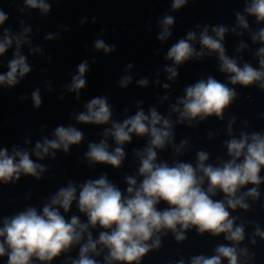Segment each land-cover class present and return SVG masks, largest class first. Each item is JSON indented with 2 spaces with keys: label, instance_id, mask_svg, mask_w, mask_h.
I'll return each mask as SVG.
<instances>
[{
  "label": "clouds",
  "instance_id": "9594fccd",
  "mask_svg": "<svg viewBox=\"0 0 264 264\" xmlns=\"http://www.w3.org/2000/svg\"><path fill=\"white\" fill-rule=\"evenodd\" d=\"M15 3V0H13ZM187 0H173L171 8L180 9ZM24 7L19 8L23 13L30 9H39L47 14L51 5L46 0H23ZM247 15L254 16L257 23L264 22V0H248L244 8ZM9 19L0 8V26ZM238 27L247 30L249 24L246 16L237 12ZM87 17L81 18L79 23L83 25ZM92 23L96 17H92ZM21 31L13 33L11 28H4L3 38L0 39V56L15 44L16 50L13 58L8 62L6 73H0V85L15 87L26 74L32 71L27 57L20 51L22 44L31 45L28 34L32 31L30 26H24V20H20ZM175 23L172 15H164L158 21L160 33L157 39L166 41L171 36V28ZM64 31H69L64 25H60ZM200 27V25H197ZM233 32L235 28L231 29ZM229 29L223 25L212 27L209 34L207 26L203 27L199 37L193 31L187 33L186 38L179 39L166 53L165 59L173 61L172 66L165 68L172 80L177 75V65L196 58L200 59L207 53H217L220 61L219 71L228 74L227 83L209 76L201 79L194 85L185 88L184 96L178 99L176 105L170 106V111L179 113L177 123L184 121L200 120L215 115L223 119V112L236 97L237 93L228 85L239 84L247 87L254 83L264 89V47H260L256 53L259 58V68L245 62L241 66L234 58H229L225 53L223 40ZM105 30H100V35L93 41L95 51L109 54L115 51V45L106 43L101 38ZM238 35L241 33H237ZM60 37L59 33L55 34ZM53 34L45 37L52 40ZM199 39L201 50L197 51L193 42ZM253 42L264 44V28L252 34ZM247 47L243 42L236 49L237 52ZM30 51L40 52V47H30ZM50 59V58H49ZM95 62V61H93ZM127 68H132L128 64ZM89 71V62L84 60L77 65V74L72 75L71 83L66 85L69 92H75L77 99L80 90L86 87L85 74ZM132 77L126 75L118 81L121 88H126L131 83ZM139 86L147 87L149 81L140 79ZM159 83V81H157ZM168 88V84L163 85ZM51 91V87H48ZM21 100L27 99L21 96ZM31 99L36 108L41 106V94L37 88L31 93ZM167 99V97H165ZM182 106V108H181ZM86 111L74 114V119L81 124L105 125L111 122V127L104 129L99 143L88 144L85 157L89 164H107L119 168L125 158L123 146L129 143L135 134L140 137L148 136L150 139L143 150H135L140 166L138 175L143 179L138 184L132 176H127L128 185L124 194L115 184L111 183L107 174H102L98 179H89L79 185L71 181L66 187H61L57 193L50 197L41 212L35 207L29 206L25 211L3 219L0 227V257L7 256V264H33V259L41 262H51L62 252H67L72 246L81 244L85 234L86 243L79 250V258L72 260V264H98L90 254L97 256L104 248L108 254L104 257L105 264L124 262L132 264L139 262L153 248L160 245V233L171 231L177 241H183L184 232L190 227H195L200 234L205 232L213 236L224 234L225 239L232 246L218 245L215 255L206 257L196 256L191 259V264H222L227 259L228 264H241V257H248L247 248H239V244L245 239L243 225L234 226L236 217H232L228 209L242 208L247 210L249 205L245 199L259 197L257 187H253L243 195H238L241 188L248 184L259 186L264 179L259 175L264 168V133L253 132L247 134L241 132L240 138H232L225 142L228 156L227 161H220L218 166L206 163L209 154L199 151L196 155L195 166L192 163L173 161L169 165L165 161L157 162V149L163 150L172 144L176 154H182L187 141H181L179 146L173 144V124L170 118L162 116L154 107L146 114L139 108L132 115L117 122L112 120V106L107 97L97 96L84 105ZM228 126L231 134V124ZM54 139L43 137L35 143L32 153L38 159H44L46 155L55 158V151L62 149L69 152L71 145H79L84 139V133L74 126H58L54 129ZM111 137L116 144L114 150H109L107 138ZM26 143L28 141H25ZM46 167L36 163L31 158L27 149L13 146L11 153L7 148H0V182L8 184L18 181L22 174L40 179L41 173ZM207 186L205 187V183ZM218 192L224 194V199L214 200ZM76 202L81 213L87 216V223H82L79 216L73 215L66 219L60 209L68 212L73 202ZM165 202L167 207L163 210L156 206ZM99 226L104 229L98 239H93L89 228ZM179 226V227H178ZM167 230V231H165ZM255 236L264 239V231L256 228ZM151 242V243H149ZM255 244V239L252 240ZM98 246L99 250H98ZM179 264H184L181 260Z\"/></svg>",
  "mask_w": 264,
  "mask_h": 264
}]
</instances>
